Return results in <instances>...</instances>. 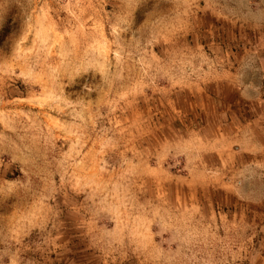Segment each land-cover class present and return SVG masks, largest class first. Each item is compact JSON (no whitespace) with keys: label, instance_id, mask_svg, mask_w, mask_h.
<instances>
[{"label":"rangeland","instance_id":"obj_1","mask_svg":"<svg viewBox=\"0 0 264 264\" xmlns=\"http://www.w3.org/2000/svg\"><path fill=\"white\" fill-rule=\"evenodd\" d=\"M249 65L264 0H0V264H264Z\"/></svg>","mask_w":264,"mask_h":264},{"label":"crops","instance_id":"obj_2","mask_svg":"<svg viewBox=\"0 0 264 264\" xmlns=\"http://www.w3.org/2000/svg\"><path fill=\"white\" fill-rule=\"evenodd\" d=\"M256 70H257L256 68L254 69L252 68L251 65H249L248 71L246 72L247 73L246 76H248L247 83H245L243 87H239L237 89L236 87H234V90L237 92V94H239L240 97L250 101L251 103L260 100L258 101V102H261L260 104L262 105V108H260V113L256 112L257 109L255 110V108H253L252 106L250 107V111L251 110L254 111V114H252V116H254V118L258 116L259 118L258 121H259L261 120V118L262 120H264V97H261L262 93H264V85H263L264 82L261 81L257 83L256 80H253V81L249 80V75H254L256 73ZM260 73H263V78H264V66L260 67ZM251 123L252 121L249 120V122H247V124H244V125H249ZM262 125H264V122ZM260 126L261 125H259L258 127ZM253 135H254V140H255V143L253 144L254 150L257 151L255 158L261 157L264 154V129L263 128L257 129L256 133H254ZM251 143H253L252 139L251 141L244 140L243 142H240L241 147L244 145L250 146Z\"/></svg>","mask_w":264,"mask_h":264}]
</instances>
